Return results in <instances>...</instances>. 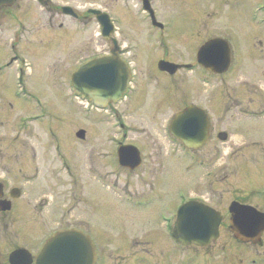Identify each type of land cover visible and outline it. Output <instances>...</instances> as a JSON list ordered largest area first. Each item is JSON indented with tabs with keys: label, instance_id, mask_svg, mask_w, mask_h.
Here are the masks:
<instances>
[{
	"label": "rangeland",
	"instance_id": "obj_1",
	"mask_svg": "<svg viewBox=\"0 0 264 264\" xmlns=\"http://www.w3.org/2000/svg\"><path fill=\"white\" fill-rule=\"evenodd\" d=\"M62 5H69L79 18L75 20L63 15L59 9ZM152 6L161 23L171 28L172 41L165 42L170 48L169 57L175 61L193 58L202 40L219 35L230 41L233 47L231 66L225 75L231 112L219 128L229 134L227 141L220 143L213 136L195 153H171L170 160L167 158L168 172L160 181L161 189L172 198L179 193L203 196L210 205L224 213V220L219 238L208 248L182 249L176 255L169 253L173 256L169 257L166 254L168 249L162 247L164 243L161 241L165 239L159 238L157 244L144 248L141 255L140 247L134 246L122 264H127L128 258H132L130 264L132 261L137 264V259L145 253L151 264H220L222 260L225 264H248L257 256L264 264V235L259 248L236 243L227 230L229 214L226 207L230 201L237 200L264 212V0H153ZM88 8H98L109 14L116 25L119 43L127 44L131 43L128 40H133L140 49L150 48L159 53L164 49L157 42L150 41L151 35L147 31L150 25L136 0H50L45 7L36 0H16L11 7L0 12V146L14 139L20 140V144L36 140L38 145H43L50 136L46 129L55 131L60 139H76L73 133L82 121L80 106L68 93L69 76L82 58L100 49L107 51L110 45L98 36V25L93 16L86 13ZM191 28L197 29L196 42L192 43L188 39ZM23 62L28 68L24 67L20 76V81L24 82L20 89L18 79ZM213 80L215 85L220 84L218 79ZM205 84L203 89L209 92L211 83ZM149 107L150 102L146 112ZM155 107L157 113L167 111L165 103L155 102ZM242 110L261 111L258 115L263 117L242 120ZM26 113H36L42 119L36 118L26 126L29 128L22 123V130H19V117ZM211 118L215 124L222 125L218 122L222 118L220 110ZM88 133L93 135L96 131L89 129ZM149 135V143L164 139L161 126L153 137L151 133ZM95 139L103 140V133L96 134ZM255 139L257 145L250 146L249 142ZM91 144L87 142V146ZM41 152L38 147L39 155ZM190 155L194 159H190ZM77 163L75 160L73 165ZM59 177L60 186L66 187L64 176ZM120 183L124 185L123 181ZM128 186L145 187L137 185L133 178ZM59 195L58 191L53 193L50 207L60 202L55 201ZM100 211L102 219L108 217V211L111 216L109 209L102 207ZM159 212H163L160 207ZM155 219L157 224L149 228L150 232L165 234L158 215ZM135 227L138 228L134 225L126 231ZM205 252H208L206 256Z\"/></svg>",
	"mask_w": 264,
	"mask_h": 264
},
{
	"label": "flooded vegetation",
	"instance_id": "obj_2",
	"mask_svg": "<svg viewBox=\"0 0 264 264\" xmlns=\"http://www.w3.org/2000/svg\"><path fill=\"white\" fill-rule=\"evenodd\" d=\"M49 3L50 0H42L41 4L46 6ZM154 15L158 21L155 9ZM170 30L169 26H151L147 29L151 35L150 41L164 48L161 53L150 48L140 49L133 40H128L131 43L127 44L119 43L113 36L117 42L109 40L107 51L100 49L82 58L81 62L113 51L126 62L130 76L122 97L115 103L95 107L84 94L77 97L81 103L82 121L75 129L80 131L78 139L63 140L55 135V131L46 129L50 136L43 145H38L36 140L20 144V140L14 139L0 146V264H9V254L16 250H25L20 251L18 264H36L39 237L47 238L59 230H73L88 236L94 246L93 264H122L134 246L140 247L141 255L144 248L157 244L159 238L165 239L161 241L164 243L162 247L168 249L166 254L169 257L181 253L182 249H203L182 247L171 237L177 209L189 199V195L179 193L172 198L171 194L161 189L160 181L168 172L167 158L171 157V153L198 151L184 149L179 141L172 138L169 129L173 117L189 105L199 107L209 120V135L204 145L213 136L219 140V128L230 110V92L226 73L214 74L204 70L197 64L195 55L190 59H177L180 61L169 57L170 48L165 41H172ZM196 30L190 29V43L196 42ZM160 61L171 62L178 67L172 73L162 71ZM213 79H218L220 84L215 85ZM205 80L211 83L209 92L203 89ZM149 102V111L146 112ZM155 102H160V105L165 103L167 111L157 113ZM214 102L218 105H214ZM218 110L222 114L218 122H222V125L215 124L211 118ZM159 126L164 139L159 143L153 140L149 143V133L153 137ZM17 127L22 130V126ZM88 128L96 133L87 134ZM100 132L103 133V140L95 139ZM90 139L95 141L91 142ZM87 142L92 144L87 146ZM38 147L42 150L40 155ZM190 159L194 157L191 155ZM75 160L78 162L76 166L73 165ZM59 175L64 176L66 187H61L57 181ZM131 178L137 185L145 187H129ZM122 181L124 185L120 183ZM55 191L60 194L55 201L60 202L50 207ZM102 207L107 211L109 209L111 216L108 211V217L102 219ZM159 207L163 212H159ZM156 215L163 224L165 234L149 230L154 223L157 224ZM134 225L138 228L126 231ZM104 228L106 231H103ZM234 241L240 245L262 247L260 241L255 244ZM207 254L205 252V256ZM148 257L145 253L136 263L151 264ZM131 259L128 258L127 264ZM261 260L257 256L248 264H261ZM220 264H225V261H220Z\"/></svg>",
	"mask_w": 264,
	"mask_h": 264
},
{
	"label": "water",
	"instance_id": "obj_3",
	"mask_svg": "<svg viewBox=\"0 0 264 264\" xmlns=\"http://www.w3.org/2000/svg\"><path fill=\"white\" fill-rule=\"evenodd\" d=\"M15 0H0V7L9 6ZM69 12L68 8H64ZM151 12V10H149ZM97 22L102 28V35L109 37L112 29L108 17L99 11L92 10ZM229 49L223 40L213 39L204 44L197 53L198 62L207 69L222 72L226 69L229 60ZM116 56H101L88 60L80 65L71 76L73 90L84 92L95 103L116 101L126 86L127 71ZM168 69L170 63L163 62ZM84 85V86H83ZM206 117L203 112L189 106L175 115L171 124V133L187 147L197 148L205 140L207 134ZM229 230L234 238L242 242L258 240L264 230V213L255 208L237 202L229 206ZM220 214L214 209L189 201L182 205L177 213L174 228V239L182 244L205 246L218 236ZM65 237L75 238L72 241ZM89 248L87 242L63 231L51 236L41 247L38 264H89ZM15 251L11 254L10 264H18L21 259Z\"/></svg>",
	"mask_w": 264,
	"mask_h": 264
},
{
	"label": "snow or ice",
	"instance_id": "obj_4",
	"mask_svg": "<svg viewBox=\"0 0 264 264\" xmlns=\"http://www.w3.org/2000/svg\"><path fill=\"white\" fill-rule=\"evenodd\" d=\"M63 239H65V240H69V241H72V240H74L75 238H73V237H65V238H63Z\"/></svg>",
	"mask_w": 264,
	"mask_h": 264
}]
</instances>
